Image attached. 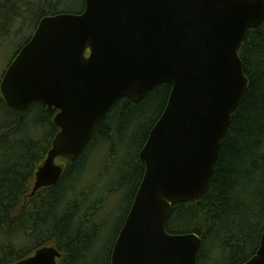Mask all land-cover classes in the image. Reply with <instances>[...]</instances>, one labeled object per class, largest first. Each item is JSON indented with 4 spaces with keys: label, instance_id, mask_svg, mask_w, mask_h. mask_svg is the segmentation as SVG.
I'll return each mask as SVG.
<instances>
[{
    "label": "water",
    "instance_id": "obj_1",
    "mask_svg": "<svg viewBox=\"0 0 264 264\" xmlns=\"http://www.w3.org/2000/svg\"><path fill=\"white\" fill-rule=\"evenodd\" d=\"M264 21V0H85L81 13L43 17L0 83L14 110L56 111L59 132L33 192L55 185L98 121L124 96L170 82L167 106L140 152L145 173L111 264H197L202 238L166 229L171 207L205 191L232 113L249 86L239 46ZM90 53L87 55V50ZM44 246L14 264H58ZM242 264H264V231Z\"/></svg>",
    "mask_w": 264,
    "mask_h": 264
},
{
    "label": "trees",
    "instance_id": "obj_2",
    "mask_svg": "<svg viewBox=\"0 0 264 264\" xmlns=\"http://www.w3.org/2000/svg\"><path fill=\"white\" fill-rule=\"evenodd\" d=\"M76 1L0 0V38L10 41L18 25L28 32L9 63L43 17L81 13L85 0L78 8ZM238 52L249 86L232 113L214 173L203 194L174 203L166 221L169 233L202 238L197 264H242L256 253L264 231V21L247 29ZM171 91L172 84L162 82L139 101L120 98L75 160L58 157L64 164L59 181L32 193L60 130L56 111L40 101L14 110L0 90V264H14L44 246L60 251L58 264H111L145 173L140 152ZM122 190L128 192L124 216L109 223L112 208L104 212V206Z\"/></svg>",
    "mask_w": 264,
    "mask_h": 264
},
{
    "label": "rangeland",
    "instance_id": "obj_3",
    "mask_svg": "<svg viewBox=\"0 0 264 264\" xmlns=\"http://www.w3.org/2000/svg\"><path fill=\"white\" fill-rule=\"evenodd\" d=\"M80 5L81 0H77L73 6L78 8ZM20 27L21 26L18 25L15 29L16 33L20 35L15 33V37L11 38L10 41L7 40L9 38H0V82L5 73V70L7 69L10 59L12 58L15 50L18 48L20 37H22L23 34H28V32L22 33ZM91 181H94V178ZM91 183L96 184L94 182ZM127 193V191L122 190L121 192L113 195L112 199H110L107 204H105L103 209L104 212H107L108 209L112 208L110 213L106 217L109 223H119L122 216H124V210L126 207L125 198L127 196ZM111 229L112 227L108 231L110 232Z\"/></svg>",
    "mask_w": 264,
    "mask_h": 264
},
{
    "label": "flooded vegetation",
    "instance_id": "obj_4",
    "mask_svg": "<svg viewBox=\"0 0 264 264\" xmlns=\"http://www.w3.org/2000/svg\"><path fill=\"white\" fill-rule=\"evenodd\" d=\"M23 46H24V45H23ZM23 46H22V47H23ZM18 52H19V51H18ZM16 55H17V53H16ZM16 55L13 57V59L16 57ZM13 59H12V61H13ZM12 61H11V62H12ZM11 62H10V63H11ZM10 63L8 64L7 68L9 67ZM6 70H7V69H6ZM6 70H5V72H6ZM1 81H2V80H1ZM52 111H54V110H52ZM102 118H103V117H102Z\"/></svg>",
    "mask_w": 264,
    "mask_h": 264
}]
</instances>
